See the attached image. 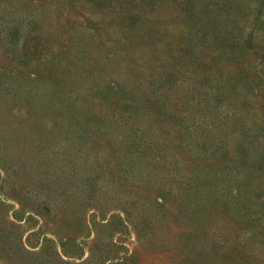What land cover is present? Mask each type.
<instances>
[{
    "label": "rangeland",
    "instance_id": "374dc122",
    "mask_svg": "<svg viewBox=\"0 0 264 264\" xmlns=\"http://www.w3.org/2000/svg\"><path fill=\"white\" fill-rule=\"evenodd\" d=\"M53 249L264 264V0H0V264Z\"/></svg>",
    "mask_w": 264,
    "mask_h": 264
},
{
    "label": "trees",
    "instance_id": "16d2710c",
    "mask_svg": "<svg viewBox=\"0 0 264 264\" xmlns=\"http://www.w3.org/2000/svg\"><path fill=\"white\" fill-rule=\"evenodd\" d=\"M52 251H53L54 254L56 255V259H57V260H56V261H52V260H51L49 263H56V264H62V263H64V261L61 262V259H60V258L58 257V255L56 254V251H55L54 249H53ZM25 252H28V251L25 250ZM43 253H44V252H43ZM43 253H42V254H43ZM27 255H32V254H27ZM33 255H34V254H33ZM33 255H32L31 257H34ZM50 255H51V253H49V255L46 257V258H47V259H46L47 261H49ZM43 256H44V254H43ZM42 258H43V257H42ZM42 258H40V259H42ZM46 260H44V261H46Z\"/></svg>",
    "mask_w": 264,
    "mask_h": 264
}]
</instances>
